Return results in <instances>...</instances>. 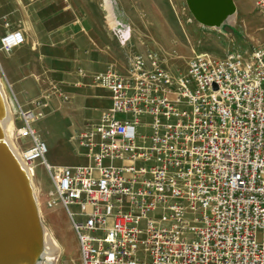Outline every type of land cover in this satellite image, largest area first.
I'll list each match as a JSON object with an SVG mask.
<instances>
[{"label": "built area", "instance_id": "1", "mask_svg": "<svg viewBox=\"0 0 264 264\" xmlns=\"http://www.w3.org/2000/svg\"><path fill=\"white\" fill-rule=\"evenodd\" d=\"M25 42L9 30L0 49ZM125 69L91 77L111 104L72 136L85 163L50 164L42 115L20 108L21 158L45 166L81 264H264V47L195 55L185 73L148 50Z\"/></svg>", "mask_w": 264, "mask_h": 264}, {"label": "crops", "instance_id": "2", "mask_svg": "<svg viewBox=\"0 0 264 264\" xmlns=\"http://www.w3.org/2000/svg\"><path fill=\"white\" fill-rule=\"evenodd\" d=\"M109 1L115 15L114 25L109 22L105 0H0V40L7 31L20 29L26 39L24 45L10 53L0 49L2 76L15 90L20 106L28 111H47L54 115L69 99H77L83 109L88 104L106 100V107L103 105L99 117L92 120L95 123L102 111L110 107L109 94L92 82L85 90L79 86H87L85 81L90 82L93 75L108 66L122 72L126 70L114 62L116 57L109 45L111 31L124 24L140 32H174L178 25L182 26L174 9H187L186 0ZM192 21L196 23L193 18L189 20ZM224 26L234 29L231 24ZM252 28L257 31L261 27ZM254 34L251 35L254 42H263L259 34ZM54 79L61 82L59 86L66 92L65 100L52 97L43 105L41 102L34 105L44 96L43 87L52 86ZM96 89L103 91L105 97H99Z\"/></svg>", "mask_w": 264, "mask_h": 264}, {"label": "rangeland", "instance_id": "3", "mask_svg": "<svg viewBox=\"0 0 264 264\" xmlns=\"http://www.w3.org/2000/svg\"><path fill=\"white\" fill-rule=\"evenodd\" d=\"M105 1L109 13V22L114 25L115 15L113 6L109 0ZM235 2L238 7V18L235 24H231L234 29L224 26L221 30H215L204 27L197 22H189L193 17L187 6L185 10L174 9L176 18L181 21L183 26L178 25L177 31L174 32H140L137 29L134 31L133 28L131 30L128 26L117 25L110 33L111 39L109 43L111 51L114 52L116 57L114 62L120 67L124 66L126 68L128 58L152 50L162 56L169 69L174 72L179 70L185 73L188 62L195 55L206 53L215 58H224L235 52H249L254 48L264 47L263 13L256 7L254 0H235ZM129 18L133 19L132 17ZM245 19L248 21L247 24L244 21ZM253 26L261 28L256 31L255 29L253 30ZM254 33L259 34L263 42H254L251 39V35L254 36ZM124 42L127 44L126 47H124ZM0 77L14 110L13 119L16 127L13 141L22 149L24 146H22L23 143L19 140L17 131L20 126L18 119L20 118V108L25 111H28V109L20 106L18 103L15 90L2 76L1 67ZM51 81L52 86L43 87L44 96L35 101L34 105L38 102H41V105H43L52 97H60L62 100H65L66 92L59 86L61 82L57 81V79ZM41 83L45 84L46 82ZM85 83L88 85L79 86L83 90L92 86L91 81H85ZM53 86H56V88ZM96 92L99 97H105L103 91L96 89ZM103 105H106V100H100V103L97 104H88L87 108L83 109L79 107L77 99H69L64 103V107L57 108L54 115L49 114L47 111L45 113L38 110L35 111L36 115H42L36 121L35 126L42 139L48 145L47 161L50 164L70 166L85 162L81 157L84 150L73 143V132L79 131L81 127L89 125V123L93 122V119L98 118ZM119 164L120 162L116 163V165ZM35 175V179L41 189L40 202L43 223L52 231L55 239H58L64 247V251L59 256L60 259L58 258V261L52 264H81L79 243L75 232L71 228L66 211L62 207L50 209L46 205L49 192L52 190V183L45 166L38 164L35 169Z\"/></svg>", "mask_w": 264, "mask_h": 264}, {"label": "bare ground", "instance_id": "4", "mask_svg": "<svg viewBox=\"0 0 264 264\" xmlns=\"http://www.w3.org/2000/svg\"><path fill=\"white\" fill-rule=\"evenodd\" d=\"M223 2L219 10L227 23L235 24L238 18L235 0ZM191 16L198 24L219 30L207 16ZM13 112L0 77V202L4 204L3 199L7 200L3 212L6 220L0 217V264H52L60 259L64 247L43 223L36 168L30 170L25 165L21 148L13 141L16 127Z\"/></svg>", "mask_w": 264, "mask_h": 264}, {"label": "water", "instance_id": "5", "mask_svg": "<svg viewBox=\"0 0 264 264\" xmlns=\"http://www.w3.org/2000/svg\"><path fill=\"white\" fill-rule=\"evenodd\" d=\"M187 7L191 15L207 16L212 22V26H216L221 30L224 25L229 24L226 22V17L222 15L219 10L224 5L223 0H186ZM0 199L2 197L0 195ZM3 203L7 205V200L3 199ZM9 203V202H8ZM0 202V217L5 221L4 210L5 205ZM11 211V209L9 210Z\"/></svg>", "mask_w": 264, "mask_h": 264}, {"label": "trees", "instance_id": "6", "mask_svg": "<svg viewBox=\"0 0 264 264\" xmlns=\"http://www.w3.org/2000/svg\"><path fill=\"white\" fill-rule=\"evenodd\" d=\"M232 33H233V31H232Z\"/></svg>", "mask_w": 264, "mask_h": 264}]
</instances>
